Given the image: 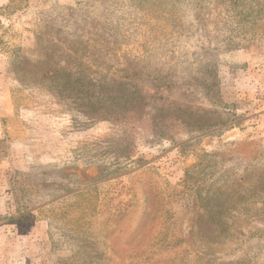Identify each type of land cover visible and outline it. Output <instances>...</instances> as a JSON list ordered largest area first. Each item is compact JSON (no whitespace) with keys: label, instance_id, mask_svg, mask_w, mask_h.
I'll list each match as a JSON object with an SVG mask.
<instances>
[{"label":"rangeland","instance_id":"obj_1","mask_svg":"<svg viewBox=\"0 0 264 264\" xmlns=\"http://www.w3.org/2000/svg\"><path fill=\"white\" fill-rule=\"evenodd\" d=\"M255 4L0 0V264H181L195 193L231 180L235 235L184 262L264 264V192L244 190L264 182Z\"/></svg>","mask_w":264,"mask_h":264},{"label":"trees","instance_id":"obj_2","mask_svg":"<svg viewBox=\"0 0 264 264\" xmlns=\"http://www.w3.org/2000/svg\"><path fill=\"white\" fill-rule=\"evenodd\" d=\"M256 4L254 7L255 12V20L259 21L261 24L264 22V0H255ZM239 6L243 8H249V11L246 9L244 10V13H241V15H244V17L247 16L248 13H250V4L246 1L244 6L240 4ZM264 24V23H263ZM54 74V73H53ZM56 74V73H55ZM52 76L51 79H57V76ZM45 76H49L48 73L44 74ZM201 85V83H200ZM207 87V86H206ZM72 93L74 92V89L71 90ZM78 94L82 92H76ZM75 93V94H76ZM134 92H130L129 94H123L122 98L126 99V102L130 103V107L128 110H133L135 107V102L132 99V95H134ZM77 95V94H76ZM131 97V98H129ZM103 100L113 99L111 96V93L109 90H107V94L102 96ZM127 110V109H126ZM198 165H194L191 168H189L185 173V180L183 184L186 186L185 188L189 191L192 188L193 183V176L190 175V173H193ZM238 183V186L241 188L244 187V190H248V187H253V191L256 193L264 192V182L259 181H252L249 180L245 185L242 184L241 179L236 180ZM236 182V183H237ZM234 181L231 180L229 183L224 184L223 186H219V188L214 187L213 185H209L206 189L201 190V192H196L195 197L197 198L196 201H200L199 207L202 208V211L199 213V215L195 216L194 220H192L191 223V232L187 236H181L178 243H185V251L183 255L180 258V263L185 264L184 259H187L189 255L194 254L196 257H201V253L198 254V251H196L195 245V238L199 237L201 238L205 243H208L212 240H218L221 241V236L224 234V236L231 237L235 235V231H231V227L228 225V219L227 218H233L232 213H235L233 208L237 205L236 202H240L242 204H247V197H241L239 193H236L233 191ZM192 195V194H191ZM239 195V197L237 196ZM193 196V195H192ZM15 202L18 204L21 208L18 211L21 212L20 214H23L22 210L29 209L28 206H25L24 204H21V199H18V197L15 195ZM64 200V199H63ZM62 200V201H63ZM262 202H264V198L261 199ZM53 204H50L47 206V208H51ZM137 206V203H133L131 199L127 201L125 204V207L123 209H127L128 213L120 214L118 218V222H121L122 226L125 225H132L136 217L134 215L135 207ZM218 208V209H217ZM46 208H39L38 211H42ZM226 211V212H225ZM227 211L229 212V217H227ZM264 211V208H263ZM226 217V219H224ZM235 222V221H234ZM163 224V221H162ZM207 228V230H205ZM216 229V231H215ZM219 229V230H218ZM149 231L153 232H160L159 228H149ZM50 232V231H49ZM237 234V233H236ZM151 236V235H150ZM150 238V237H149ZM157 242L161 244L163 247L169 246V242H166V235H160L158 238H156ZM192 242V243H191ZM195 242V243H194ZM211 245V244H210ZM140 263V262H138ZM137 261H135L132 264H138ZM140 264H146L145 262H142Z\"/></svg>","mask_w":264,"mask_h":264}]
</instances>
